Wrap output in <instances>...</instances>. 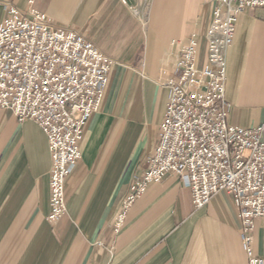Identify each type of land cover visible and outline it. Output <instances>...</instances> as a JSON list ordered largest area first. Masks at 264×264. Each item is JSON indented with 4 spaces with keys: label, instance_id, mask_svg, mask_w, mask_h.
<instances>
[{
    "label": "crops",
    "instance_id": "crops-1",
    "mask_svg": "<svg viewBox=\"0 0 264 264\" xmlns=\"http://www.w3.org/2000/svg\"><path fill=\"white\" fill-rule=\"evenodd\" d=\"M10 5H33L56 25L80 30L114 62L67 179V211L56 224L48 220L47 135L33 120L20 122L0 109V264H249L228 191L197 209L189 179L168 173L124 207L157 145L170 97L165 83L176 77L192 35L199 39L198 65L205 64L213 2L0 0V22ZM226 102L230 124L264 127V8L238 16ZM252 246L264 264V218L255 222Z\"/></svg>",
    "mask_w": 264,
    "mask_h": 264
},
{
    "label": "built area",
    "instance_id": "built-area-1",
    "mask_svg": "<svg viewBox=\"0 0 264 264\" xmlns=\"http://www.w3.org/2000/svg\"><path fill=\"white\" fill-rule=\"evenodd\" d=\"M211 1L205 64L198 65L199 39L192 35L180 53L176 77L165 83L170 97L157 145L124 207L168 173L189 179L197 209L228 191L243 224L249 264H263L252 242L255 222L264 218V127L228 122L226 84L238 16L248 7L264 8V0ZM113 62L78 29L56 25L33 5H10L0 22V109L11 110L20 122L33 120L47 135L52 224L67 211V179L82 157L84 131L100 109ZM123 218L117 219V230Z\"/></svg>",
    "mask_w": 264,
    "mask_h": 264
},
{
    "label": "rangeland",
    "instance_id": "rangeland-1",
    "mask_svg": "<svg viewBox=\"0 0 264 264\" xmlns=\"http://www.w3.org/2000/svg\"><path fill=\"white\" fill-rule=\"evenodd\" d=\"M144 2L148 1V0H143ZM80 31V30H79Z\"/></svg>",
    "mask_w": 264,
    "mask_h": 264
}]
</instances>
